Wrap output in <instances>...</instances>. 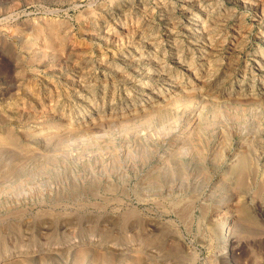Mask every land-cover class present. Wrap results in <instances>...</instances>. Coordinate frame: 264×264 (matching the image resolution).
<instances>
[{
    "label": "rangeland",
    "instance_id": "374dc122",
    "mask_svg": "<svg viewBox=\"0 0 264 264\" xmlns=\"http://www.w3.org/2000/svg\"><path fill=\"white\" fill-rule=\"evenodd\" d=\"M0 264H264V0H0Z\"/></svg>",
    "mask_w": 264,
    "mask_h": 264
},
{
    "label": "bare ground",
    "instance_id": "6f19581e",
    "mask_svg": "<svg viewBox=\"0 0 264 264\" xmlns=\"http://www.w3.org/2000/svg\"><path fill=\"white\" fill-rule=\"evenodd\" d=\"M193 1H195V0H193ZM191 2V1H190ZM110 3V2H109ZM199 4V3H198ZM112 5V4H111ZM161 10V9H160ZM169 10V9H168ZM202 10V9H201ZM190 12V11H189ZM263 15V14H262ZM164 16V15H163ZM162 18V17H161ZM124 26V25H123ZM92 28V27H91ZM105 28V27H104ZM94 30V29H93ZM91 32H93V31H91ZM94 32H96V31H94ZM191 32V31H190ZM192 33H194V32H192ZM93 34V33H92ZM96 34H97V32H96ZM211 34V33H210ZM220 34V33H219ZM93 37H96V36H93ZM98 37V36H97ZM162 38V37H161ZM178 139H179V137H177ZM175 140H177V139H175ZM180 141V140H179ZM175 142L176 141H174V144H175ZM173 144V145H174ZM172 146V145H171ZM227 233H228V231H225V235H224V237L223 236H221V237H223V239H221V240H223V242H221V243H223V246H225L226 247V244H227V242L229 241L228 239H229V235H227ZM131 256H134L133 254L131 255ZM134 258V257H133Z\"/></svg>",
    "mask_w": 264,
    "mask_h": 264
}]
</instances>
